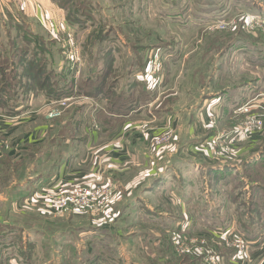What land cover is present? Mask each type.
Returning <instances> with one entry per match:
<instances>
[{"label":"rangeland","instance_id":"374dc122","mask_svg":"<svg viewBox=\"0 0 264 264\" xmlns=\"http://www.w3.org/2000/svg\"><path fill=\"white\" fill-rule=\"evenodd\" d=\"M51 1L60 14L44 17L57 23L59 31L55 38L30 16L29 9L34 8L28 2L26 6L18 3L23 5L28 27H19L0 9V113L11 116L13 109L23 110L27 104L26 110L38 108L39 100H33L32 107L28 100L39 88L54 92L52 98L56 99L51 110L41 113L38 120L15 130L7 147L0 146V195L6 196L0 200V214L5 218L7 206L15 203L19 211L10 214V221L25 229L23 236L38 238L34 243L26 241L20 250H15L17 242L12 243L7 252L20 253L23 259L20 264H208L209 253L219 264L222 256L217 254L213 243L219 245L218 240L224 242V238L221 235L210 241L205 235L207 230L234 226L250 229L249 234L257 233L264 239V0ZM11 9L16 13L14 6ZM31 13L34 15V11ZM31 31L38 39L53 38L52 58L51 62L46 61V66L45 56L38 59L33 52L37 49L44 53L45 49L36 47L34 42L22 41L33 35ZM70 43H74L79 54L74 62L68 57ZM54 66L57 76L49 75ZM148 71L156 77L153 84L157 85L160 79L159 85L166 86H162L160 104L174 109L176 122L152 132L144 124L135 126L146 142L147 166L140 170L143 160L138 154L130 155L133 157L127 161L131 162L132 170L128 174L129 163L128 166L112 164L100 154L98 162L102 166L99 164L100 167L90 171L94 175L68 181L54 191V199L62 200L81 190H91L93 196L80 198L86 201L81 208L72 207L70 202L62 207H50L43 194L42 201L28 202L22 205L24 213L20 212L17 204L23 194L30 192L27 182L32 176L49 170V163L54 171L55 162L65 160L66 156L77 161L71 146L81 141L78 137L83 136V125L96 129L95 124L103 121L93 114L90 117L91 108L106 109L116 95L127 96L137 83L134 74L146 75ZM101 78L106 81L103 87L98 85ZM87 82L94 86L85 91L82 83L86 86ZM38 85L41 87L37 88ZM68 86L73 88L70 96L66 95L70 87L67 92H61ZM35 88L37 91L33 92ZM105 89L108 96L102 104L100 100L106 95L101 93ZM159 89L151 90L158 95ZM210 93L228 102L232 98L238 101L236 97L240 94L248 99L233 104L229 117L219 118L220 108L211 109L206 125L214 126L209 127L213 131L206 138L179 137V128L184 123L189 125L199 100ZM122 101L124 97L119 102ZM228 102L224 105L229 107ZM240 103L244 104L241 108ZM129 105L122 108L128 111L126 114L133 110ZM252 118L257 123L247 128ZM199 122V119L195 121ZM38 125L46 128L44 138L35 144L24 142L22 149L18 139ZM117 125L109 123L103 127L108 132L106 138L113 135L110 130L114 132ZM131 126L129 123L125 127ZM12 144L14 155L7 149ZM198 159L204 167L193 168L195 173L191 177L182 176L184 181H195L183 189L187 201L184 212L178 206L181 201L173 194L160 193L162 179L156 177L169 165L177 169L184 160ZM250 159L254 163L248 164ZM123 164L127 170L120 172ZM228 167L229 174L225 170ZM214 170L218 172L213 173ZM133 176L140 177L138 182L132 181ZM152 177L155 179L149 180ZM125 180L132 183L127 184L131 190L133 183L136 184L135 194L128 191L130 197L150 195L146 201L154 207L165 200L170 205L168 214L163 217L154 211L147 213L141 209L143 203L137 201L131 204L130 211L126 209L129 212L121 207L123 204L117 205L126 196L123 193L126 189H122ZM21 183L28 189L18 187ZM191 195L193 199L204 198L202 212L189 207L193 203L189 200ZM207 210H216L219 216L213 219ZM243 219L246 224H242ZM158 224H165L170 230L159 229ZM106 226L115 229H103ZM232 250L231 259L237 264L248 257L238 243ZM260 259L264 264V254Z\"/></svg>","mask_w":264,"mask_h":264},{"label":"crops","instance_id":"0c3cea01","mask_svg":"<svg viewBox=\"0 0 264 264\" xmlns=\"http://www.w3.org/2000/svg\"><path fill=\"white\" fill-rule=\"evenodd\" d=\"M27 2L29 3V7L34 8V10H32L34 11V15L31 13L32 11H30L29 9L30 16L35 17L38 22L41 16L53 18L54 16H58V14H60L59 8L51 0H26L23 3V5L26 6ZM23 5L16 3L14 0H0V9L2 10V13L6 12L7 15H8L7 12L11 11L12 10L11 8L13 6H15L17 9L22 11ZM3 15L5 16V14ZM30 16H29V19H31ZM53 38L51 39L49 38V40L52 41ZM160 73H158L157 78H159ZM153 74L154 73H151V71H148L146 75L142 74L141 72H138V74L137 73L134 74L135 77L133 79L136 80L138 84H140L141 86L150 87V88L155 87L157 89L160 88L159 89L160 91H158V95L156 94L155 98L149 100L148 102H146V104L140 105L135 110H131L129 114L125 113V114L117 115V114H109L107 113V111H105L104 113H106L107 116L103 118L102 114L99 115L98 112L101 110H104L105 108L104 109L99 108L97 110L95 107L91 108V111H93V113H91L90 117H93L92 116L93 114L94 116L103 118L102 119L103 121L98 122V125L95 124L96 129H90L83 125L84 127V129L82 130L83 136L80 139L78 137V140H81V141L77 143L75 142L71 146L74 150L73 154L75 155V158L77 159V161H74L73 159H70L69 156H66L65 160H62L59 163L55 162V167H57V169H55L54 171H52L51 169L52 163H49V166L51 167L49 168V170L45 172L44 171L39 172L37 175L32 176L33 179L30 182H27L28 187L30 186V190H29L30 192L23 194V196H21L22 197V200L20 202L21 204L20 203L17 204V207L20 208V212L22 211V213H24L23 212L24 208L22 207V205H28V202L38 203L39 201H42L43 194L46 195L45 200L53 199L54 195H56L55 194L56 192L54 191H58V187L62 186L63 184H66L68 181L86 178L90 174L94 175V172L91 173L90 171H94L97 167H100L99 164L101 163L98 162V161H101V159H98L99 158L98 156H100V154L103 155L104 157H107L109 163H112V164L125 163L126 165L127 163H129L130 165L128 167V172H129L128 174H130L132 170L131 169L132 166H131V162L127 160H131V158L134 155L138 154L139 159L143 160L140 164L141 165L139 168L140 170L144 169L143 167L147 166V155L145 154L146 153L145 151L146 142L143 140L141 133H139V129H136L137 127L135 126L137 124H142V125L144 124V126L147 127L149 131L152 132V131L158 130L162 126L170 125L172 122L173 123L176 122V118L174 115V109L173 111L169 110L167 107H164V104H160L161 101L159 98L161 97V94L164 92V91H161L163 85L161 84L159 85L158 81H161L160 79L157 80V85L153 84V82L156 80V77H154ZM145 76H148V79ZM162 77L164 78L163 73H162ZM146 81L148 82V84ZM151 84L153 85V87H151L152 86ZM165 87L166 86H163V88ZM211 95L212 94L210 93L208 96L209 98L207 96H205V98L201 97V99L199 100L198 104L195 107V108H198L197 111L199 112L196 111V115L194 118H192L193 116L191 115L192 117L188 120L189 125H185L184 123L183 126L179 128V132H178L179 137L200 136L201 138H206L207 135L211 131H213V129H209V127L214 126L212 125V123L210 124V126L206 125L208 113L211 112V109L212 111H216L218 110V108H220L222 114L218 116L219 118L226 117V116L229 117V113L231 112V110H233V104L241 100L247 101L248 99L246 98L247 95L240 94V96L236 97L238 101L235 102V98H232L231 101L228 102L223 97H220V96L212 97ZM224 95H227V93ZM228 95L231 96L230 94ZM33 100L40 101L41 104L39 105L38 108L36 107L31 110L28 108V110H26L27 107H29L27 104L26 106L23 107L24 108L23 110H19L17 108V111L11 116H7V114L5 115L2 114V118L0 120V144H1L0 146L5 147L9 143V141L14 138L13 134L16 133L15 130L19 129L20 127L21 128L25 127L23 125H25L26 123H29V124L31 122L34 123L36 120H38L41 117L42 115L41 113L47 110H51L50 108L56 103L55 100L46 97L43 93L31 94L28 100V102H30L29 105L31 107H32ZM105 100H107L106 97L101 98L100 101H102V104H105ZM225 102L231 103L230 106L228 107V105L227 106L224 105ZM90 104L92 107L93 103H90ZM243 105L244 104H241V103L239 104L240 107H242ZM224 111H226L227 113H225ZM198 119L200 122L196 124L195 121H197ZM109 123L118 124V125L116 126L117 129L114 132L110 130V133L113 135L106 138L105 136H107L108 132L105 129H103V127ZM129 123L132 126L130 128H128L129 126L125 127L126 124H129ZM206 126L208 127L206 128ZM125 128H128V129H125ZM215 128H216L215 130H217L218 128L217 125H215ZM45 129L46 128L44 125H38L37 127H35L34 130L30 129L29 133L28 132L24 133L23 137L18 139V142L22 143L19 146L22 147L23 149L24 142H27L29 144H35L41 141L42 138H44L43 133L45 132ZM206 141H204V143ZM13 146L14 145L12 144V147L9 146L7 149L9 151V154L12 153L14 155ZM130 155H133V156H130ZM188 161L187 160L182 161L183 163L180 165V168H177V169L170 168L169 167L170 165H169L167 166L166 169H164L165 170L164 173L163 172L160 174L158 173L159 175L156 177V178L162 179L160 193L162 194V193L170 192L171 194H173V196L177 200L181 201V204L178 206L184 212H185V207L187 205L186 204L187 201H186V194L184 193L183 189L187 187V185L190 184L191 182L195 183V181H191L188 179L184 181L183 177H185V175L187 177L188 175L191 177V175L194 172L193 168L199 169V167L201 168L204 167L203 161L201 162L200 159L194 160V162L193 160H190L189 162ZM184 162H187V163H184ZM45 165L46 164H44V167ZM126 166H124L120 172L127 170ZM33 167L35 166L32 165L33 170L37 169ZM58 169H60L59 172L57 171ZM235 169L238 170V168H235ZM225 170L231 171V168L228 167V168H225ZM138 172L139 170H137L136 175L138 174ZM139 179L140 177L137 178L136 176L132 179V181L135 180V182H138ZM154 179H155L154 177L149 178V180L151 181H153ZM125 182H126V185L123 184L125 186H123L122 189H126L125 191H123L124 195L126 196L123 197L122 200L120 199L117 204L119 206L123 204L121 207H124L125 211L126 209L130 211L131 204L137 201L138 203H143L141 204L142 205L141 209L147 213H150V212L153 213L154 211L157 214H161V216L163 217L166 214H168V211L170 210V205L165 200H161L160 202V205L164 208L163 210V208L160 207V205H156L154 207L153 205L150 206L148 204L146 199H148L150 195L149 196L147 195L145 198L138 197L134 199L130 196L132 192L135 191L134 194L136 193V188H135L136 184L133 183L135 189L133 188L131 190L127 186V184H132V183H130L129 180L128 181L125 180ZM183 182H186V186H183ZM222 182L226 184L225 181H222ZM21 185H19L18 187H21V189H28V188L23 187L24 183H21ZM128 191H130L131 193L130 195H128L129 194ZM144 191H147V188ZM193 198L194 196L192 195L189 197V200H193V203L190 204L189 207L194 211L202 212L201 206L202 204H205L204 198H199V196L196 199H193ZM4 199H6V196L0 195V200H4ZM0 204H2V202ZM149 209H151L152 211ZM136 210H137L136 212L139 215L142 214L141 213L142 211L140 209L137 208ZM6 211L9 214H7ZM17 211L19 210L16 208L15 203L14 205L10 203V207L7 206V209L4 212L6 215L5 218L2 217V215L0 214V223H1V226H0V249H1L0 257H2V259L0 260V264H5L4 261H6V264H20L21 263L20 261H23L22 255L20 253L15 255L14 253L9 254L7 252V249L10 248L12 243L15 244V242H17L18 246L16 247L15 250L17 249L20 250V248L22 249L24 248L23 244L26 241L34 243L36 240H38L37 237H36L37 239L35 238L33 240L31 239L32 237L29 235L23 236L25 229L15 225L13 221H10L12 218V216L10 217V214L11 213L16 214L15 212ZM129 211H126V212H129ZM211 211L212 210H209L208 212H211ZM211 213L214 216L213 219L216 216H219L216 210H214ZM158 226H159V229L169 228V226L167 227V225L165 224H162L161 226L158 224ZM103 229H115V227L113 228L110 226H106ZM169 230L170 229H168L167 231ZM225 231L226 232L229 231L230 233H232L233 237L239 236L242 239H244L246 242H248L247 244L248 246L246 245L244 247V254L248 255V257L242 261L243 262L242 264H261V261H263V259H260V257L262 258L264 254V239H262L259 234L257 233L249 234L248 229H237V227L233 226V227H228L225 229H209V231L208 230L206 231L205 235L210 237V241H215L216 239H219L220 236ZM82 234H85V232H83ZM15 236L16 238H14ZM217 244H219V245H216L217 247L215 246L214 243H213V246L215 247L217 254L219 256H222V259L218 263L228 264L230 262V264H237L235 263V261H232L231 259L232 254H230L234 252L232 250L234 249V247H229V246L226 247L224 245L223 240H218ZM221 250L224 252H219ZM228 253L230 256L228 255Z\"/></svg>","mask_w":264,"mask_h":264},{"label":"trees","instance_id":"16d2710c","mask_svg":"<svg viewBox=\"0 0 264 264\" xmlns=\"http://www.w3.org/2000/svg\"><path fill=\"white\" fill-rule=\"evenodd\" d=\"M14 8H15V12L16 13H12V10L11 11H8L7 13H8V15L10 16V18H11V20L13 19V20H15V23L19 26V27H28V23L26 22V18H25V15L23 14V12L21 11V10H19V9H17L15 6H14ZM12 20V21H13ZM30 28V27H29ZM31 29V28H30ZM31 34H33V35H30L31 37L28 39V38H23V42H27V43H31V42H34L35 43V46L36 47H42L43 49H45V52L44 53H41V51H38L37 49H34V53H35V55H37V58L38 59H40L43 55L45 56V59H43V63H44V65L46 66V61H50L51 62V56H52V51H50V48H51V46H53L54 45V42L53 41H51V40H49V39H47V40H45V39H43V38H40V39H38L37 38V34L33 31H31ZM260 61V60H259ZM258 61V62H259ZM43 63H42V65H43ZM54 75V76H57V75H59V73L56 71V68H55V66L52 68V70H50V74L49 75ZM103 77V76H102ZM44 79H45V77H44ZM43 79V80H44ZM105 83H106V81H105V79L103 80L102 78H101V83H98V85L99 86H104L105 85ZM86 86H83V83H82V88H84L85 87V91H86V89H88V88H91V87H93L94 85L93 84H91V83H89V82H87L86 84H85ZM39 87H41V85H38V87L37 88H39ZM69 87L71 88V89H69ZM37 88H35L34 90H33V92H36L37 91ZM95 88H97V86H95ZM137 88H139V91H138V89ZM39 89H41V90H39L38 92H36V94H39V92L40 93H43L42 91L44 90L43 88H39ZM69 89V91L67 92L66 90H68ZM106 89L108 90V88L106 87ZM106 89L102 92V91H100V92H102L101 94H104V95H106V96H104V98L106 97V99H107V96H108V91H106ZM131 89V91L130 90H128V94H127V96H125V94H123V95H116V97H114L112 100H111V102L108 104V106H106V109H104V110H101V111H99L98 112V114L99 115H101L102 114V116H103V118L105 117V116H107L106 115V113H104L105 111H107V113H109V114H117V115H121V114H125V113H127L128 111H122V108H123V106L124 105H126V104H131V105H129V106H132V107H130V108H133V110H135L137 107H139L140 105H142V104H146V102H148L149 100H151V99H153V98H155V93H152L153 92V90H151L152 88H149V87H144V86H141L140 84H138V82L136 83V85L134 84L133 85V87L132 88H130ZM50 90H52V89H50ZM98 90V89H97ZM155 90V89H154ZM45 92L43 93L46 97H48V98H50V99H53L52 97H54V95H53V93L54 92H52V91H46V90H44ZM72 91H73V88L71 87V86H68L67 87V89H65V90H61V92H67V94L66 95H68V96H70V94L72 93ZM32 92V91H31ZM134 92V93H133ZM111 93V92H110ZM153 94V95H152ZM136 96V97H135ZM123 97H124V102L122 101L121 103L119 102L121 99H123ZM141 98L143 99V100H141ZM53 100H56V99H53ZM140 100V101H139ZM138 102H140V103H138ZM20 105H17V107H19ZM130 108H128V109H130ZM132 110V109H131ZM16 111H17V109H16ZM15 109H13V111H11V114H14L15 112ZM253 161V159H250L249 160V162H248V164H251V163H254V162H252ZM262 161V160H261ZM260 161V162H261ZM263 162V161H262ZM244 163H246V162H244ZM243 163V164H244ZM264 163V162H263ZM256 164H258V163H256ZM264 165V164H263ZM214 172H218V170H214L213 171V173ZM221 172V171H220ZM230 172H229V170H228V174H229ZM235 186V185H234ZM235 188V187H234ZM241 221H243V223L242 224H244L245 223V219H243V220H241ZM246 224V223H245ZM248 230H250V229H248Z\"/></svg>","mask_w":264,"mask_h":264},{"label":"built area","instance_id":"2783aa9c","mask_svg":"<svg viewBox=\"0 0 264 264\" xmlns=\"http://www.w3.org/2000/svg\"><path fill=\"white\" fill-rule=\"evenodd\" d=\"M14 1L16 3H22L23 4L26 0H14ZM39 22L47 30L49 35H51L53 37L57 36L59 29H58L57 23L54 20L48 19V18H46L44 16H41L39 18ZM68 36L71 39V34H69ZM73 45H74V43H70V50H69V55H68L69 59L72 62L77 61V59H79V54H78L77 50L74 49ZM66 99H68V98H64V100H66ZM64 100H62V101H64ZM1 117H2V114L0 113V120H1ZM256 123H257L256 119L252 118V119H250V123L249 124L247 123L246 126H247V128L248 127L251 128ZM250 128H249V130H250ZM99 194H102L100 192V190H99ZM93 195L94 194H93V192L91 190L85 189V190L79 191L76 194H73V195H70V196H66L62 200L53 198V199H49L48 201L50 203V207H54V205H58L59 207H62L64 205H67L68 202H70V203H72V207L75 206V207H80L81 208L82 204H86V201H84V200H82L80 198L83 196L86 199V198L91 197ZM101 197H102V195H101ZM222 236L224 238V244L226 246H229V247H235L237 245V243H238L239 244V248L240 249H244V247L248 244V242H246L244 239H242L239 236H234L233 237L232 233H230L229 231L224 232L222 234ZM227 236H229V238ZM241 252H244V250L241 251ZM209 254H210V260L206 259L208 264H216L215 257L211 253H209Z\"/></svg>","mask_w":264,"mask_h":264}]
</instances>
